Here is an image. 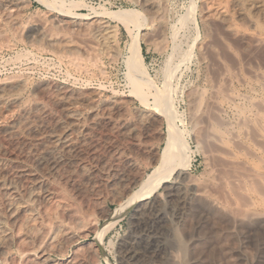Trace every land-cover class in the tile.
<instances>
[{"label":"bare ground","instance_id":"1","mask_svg":"<svg viewBox=\"0 0 264 264\" xmlns=\"http://www.w3.org/2000/svg\"><path fill=\"white\" fill-rule=\"evenodd\" d=\"M27 1L28 0H0V13L1 16L2 15L4 16L2 18L3 19L5 18L4 20H6L9 24L17 25L19 18V11L27 3ZM135 1L140 5L142 10L144 11L146 18L138 11L127 10V9L126 10L121 9L118 11L116 10V12L104 11V10L103 11L101 10L102 12H99V10L96 11L94 9H91V7L90 8L88 7L91 10L90 12H92L91 14H87V15L74 14L72 9L75 8V6L76 7L79 6L80 4L78 5V3H80L81 1L77 3L68 0H40V2L49 11H53L55 13L53 14L54 15L53 20H55V24H57V26H59L60 29L66 28V30L68 29L71 30V28L73 29L74 27H81V26L83 27L85 25L84 21L85 22L90 21L91 23H87V24H90L89 27L91 26L90 28L92 30L91 31L88 30L85 32H90V35L92 34V35L100 36L101 39L103 37V34L105 35L104 30L106 24H104L101 21V19H98L97 16L99 15L106 17L110 21H117L123 26V28L127 31L129 36V41L126 43L124 47L125 54L123 55L124 57L122 60L124 65L123 78L125 85L127 87L126 89H128L127 90L129 94L128 96L122 98H112V99L104 100L102 99L99 93L94 91H81L77 89H68L67 87H63L52 82H44L34 87L32 98L24 99L22 94L25 92L27 88V84L25 82L26 79L7 80L6 82L3 81V83L1 82L2 84H0V139L5 143L6 142H10V144L11 142L13 143L15 142L17 144L23 143L25 146H27V149H29V151L27 150V153L30 152L31 155L33 153L34 158L32 159H34L33 163L36 168V171L33 170V172L29 174H27L29 171L26 170L27 172L26 171L25 172L27 175L25 173H23L24 175L22 174L20 175L18 173L17 175L20 176H16V177L14 176L15 177L14 179L11 178L12 176L10 175V179L12 181L8 180V182L9 181L10 182L8 183V185L6 184V186L8 188L9 184L12 182L11 187L8 188L6 193L4 191L5 193L4 197L3 196L1 197L2 192L0 191L1 192L0 199H2L4 210L6 211V213L8 212L9 215L8 218H10L11 224L12 225L14 224L18 228L17 230H15V232L17 233L18 231L19 232L18 235H21V237L23 238L22 241L24 242L23 243L24 248L22 251L20 250V256H21L20 258H22L24 264H115L110 259V254L116 252L114 239H113L114 237H110L106 239L108 234L115 229L118 222L127 212H131V216L133 218L148 216L149 212L157 206V203L160 202L159 200L162 198L163 193L167 196V194L170 193L171 189L175 187L177 180L180 179L181 182L183 181L189 182L188 181V178L190 177L189 172L192 167L194 158L197 157L198 155H202V154L204 155L205 154L204 151L206 150L205 148L208 145L207 137H209L210 135H208L207 137L202 136L203 138L198 135L200 139L197 136V132H199L200 130L197 129V124L194 122V120L196 119L193 116V114L196 112V110L193 111L192 114H187L188 116L186 115V113H188L187 111L186 113L184 111L181 112L177 111L176 108L177 103H179L182 99L180 98L181 95L179 94V90L177 86L172 84L174 70L177 68L176 67L177 65L175 67L174 65H171L172 58L174 56L177 57L176 59H178V62L181 63L186 58L189 57L192 49L195 47L197 49L198 56L200 57L199 59H204L205 46H203L202 43L197 44V40L201 33V27L203 28V26L207 24L209 25L211 22H216L220 26L223 32L231 36L234 37L245 36L248 34L251 36L250 38L253 37L257 42L264 41V0H199V7L196 18L194 16L196 8L193 4V1L191 0L190 3L188 2L189 6L186 8L184 15L182 16L178 15L179 17H177L176 22L174 21V23L176 24H173L172 26L171 24L167 23L164 16V12H166L165 11L166 0H135ZM234 18L235 19L237 18L238 22L242 21L243 23L241 24L240 23L238 24V22L236 23L237 20L234 21ZM82 22L84 23V25H82ZM87 24H86V28H88ZM242 24L245 25L246 27L244 26L245 28H243ZM151 27H154L155 35L154 34L153 35L156 37L158 44H161V46L166 45L165 41H167L166 39H168L169 37L168 34L169 31L173 43L171 49L172 53L170 54L171 56L169 55L170 59L166 63L165 67H163V69L159 71L160 72L159 75L158 73L156 74V77L158 76L160 78L159 84L158 83L156 84L157 81H155V77L149 74L141 53V42L143 41L144 43V40L149 35L148 28ZM108 30H109V26H108ZM155 37H153V39ZM64 38L61 40L58 39L59 41L64 40L66 44L65 45L62 43L64 45L63 47L64 51L63 50L61 51L68 54L74 53L75 48H73L71 45H68L70 44V42L66 43V40L68 39H64ZM95 38L97 37L95 36L93 39ZM104 38H102V40ZM151 39L152 38H150V40ZM30 41L33 45L41 43L47 46H52L57 41V38H51V36L47 35L44 31L43 26L33 25L31 29ZM183 44L186 45L185 50L182 49ZM223 70L225 71V69ZM230 81L231 79L229 80V84ZM262 87H263L262 88L263 93L261 95L263 96L264 85ZM188 93L186 91L185 95H187ZM262 96H260V98ZM192 97L193 99L195 98L194 96ZM214 99L216 100V102ZM133 100L139 103L140 108L136 110L133 109V111L134 110L135 111L132 112L133 114L131 115H133L134 117H131L128 106L130 103L133 102ZM224 100L226 101V106L229 107L228 110L231 109L234 115L240 113L237 112L238 108H236L235 106V97H233L232 94L227 95L226 98H224ZM259 101L262 104H264V100L260 99ZM192 102L195 103L194 101ZM212 102H214L217 105L218 104L221 105V101H219L218 97L213 98ZM260 102L259 104H261ZM190 104L192 103L189 102V106ZM259 104L258 102L257 104L256 103L250 104L253 105L251 109L254 108L252 109L251 112H249L251 113L250 115L252 116L254 122H256L255 119L257 118V122L258 121L262 122V124H260L261 127L256 124L260 128L258 130L255 127L254 129H251V127L253 126H250L251 131L252 130H257V131H254L255 135L251 133L249 136V139L253 137V140H251V142L253 141L252 144L255 142L253 145V147L254 146L255 147L253 148L252 152L249 151V153L251 154V156L250 154L249 156L250 158H256L258 162L264 164V159H263L264 114H262V111L264 113V106L262 105L263 110L260 111L261 109L260 110L258 109L260 107ZM190 108H193V106H191ZM193 109H191V111ZM209 109L211 108L209 107ZM221 109L222 107L220 108V110ZM187 110L189 111V109ZM83 116L89 119V120L87 119V122L88 121L89 122L88 123L86 122V124H88V127H86L85 125V128L82 126L83 122H81L80 120V118ZM236 117L240 118V116H236ZM246 118L247 117H244V119ZM217 120L218 119H216V121ZM241 120L237 118L236 119V121H238L237 124L239 122L241 124L243 122L244 124V121L247 124L248 122L251 123V121H249L250 119L244 120L242 122ZM201 121L202 120L200 121L198 120L197 122L200 123ZM79 123L82 124L80 125ZM202 123L203 122H201L200 124ZM240 123L239 125L241 126ZM160 125H163L164 127L162 135H160V141L162 143V146L159 151H156L152 146L145 145L144 139L150 138L149 135L151 131L153 129L155 130V127L157 126L160 127ZM101 127H105V129H108L113 134H116L115 136L118 137L119 141L121 140L122 142L120 144L118 143L116 144L115 142L117 141L115 142L113 141L115 145L108 146V150H107L108 152L106 154L100 153L103 142L102 143L100 142V139L97 137V134L95 132L96 129ZM74 128L75 131L78 128L77 133L79 132V129L82 130L81 133L77 134L78 137L75 136V138L74 137L72 138L71 134L74 131L73 130ZM220 131L221 130H219V132ZM219 132L217 131V133ZM220 133L223 134L222 132ZM231 133L232 131L229 134ZM234 135L236 136V134ZM234 135L232 137L230 135V137L234 138L235 137ZM213 136L216 137L214 138ZM213 136H212L214 138L213 140L217 139V135L214 134ZM218 138L219 139L217 141L218 143L219 142L221 143V146L220 147L216 146V148L218 147V149H222V150L224 148V150L226 151L225 157L227 156V153L230 155V157L231 156L235 157V153L233 152L232 149L230 148L225 149V147H222V145L224 146L226 144L222 140L223 138L220 139L221 137L219 136ZM227 138L229 139V137ZM237 138L238 137H235L236 141ZM232 140L235 141L234 139ZM3 144L4 143L0 144V153L2 152L5 153L4 152L5 149L3 150V148L6 147V144L8 143H6L5 145ZM216 145L218 144L216 143ZM15 146L19 148V146L17 145ZM232 146L234 148L236 147L234 145ZM131 148H136L140 150V152L142 151L144 156H146V159L151 164V169L148 173L144 175H139L140 173L137 174L136 171L138 170L137 169L138 166L136 164L137 159L135 160V157L128 152V150ZM237 149L236 151H239ZM85 153L87 154L89 153V155L97 159V163H96L97 167L87 168V166H85L86 164L84 163ZM219 153L221 154L222 152L219 151ZM30 154L28 153V155ZM232 160L235 161V159L233 158ZM260 167H258V165L256 164H253V168L251 169V167H249L250 169H248L249 170L248 172H250L251 174L249 175L246 174L247 177L245 176L243 180L242 178L240 179L242 180L243 182L242 184L244 187V189L242 188V190L245 191L246 193L245 194L241 192V194L243 193L245 196H249V198L251 199L250 205H253V207L256 206L264 207V196H262L264 194L261 193L262 189L259 188L260 190H258L256 188L257 185L255 186L256 180L260 183V185L258 184V187L264 186L263 185L264 180L263 183H261L262 180L259 179L261 177H258L259 174L262 173L259 171ZM262 167L264 168V166ZM20 170L23 171L22 169ZM134 171L136 174L133 173ZM260 176H262V174ZM85 182L91 184L90 185L92 186L91 189H93V192L95 190L96 192L94 193H97V195L98 192H100L99 189H101V187L102 188L107 187L109 189L108 191L110 192V194H113L114 200L116 201V206L112 209H107L103 206L102 207L99 206V208L97 207L98 210L96 211L99 212L98 218H96L97 216L95 217L94 214L83 215L78 210L73 211L69 207L67 208H69L70 210L63 207L61 208L63 209L62 215L64 219L66 218V221L63 220V222H61L63 224H60L59 226L56 225V227L53 228L51 235L49 234V230L46 236L40 235L41 233L39 228L43 226L42 225L43 221H45L43 220V218H46L48 222H52L53 220L56 219V217L53 214H48V213H47L48 216H44L45 214L44 215L39 214V212L33 209H29V207H31V205H33L36 202L48 201L55 192L63 193L64 191L60 189L61 184L71 185L72 187H74L76 190L79 191V189L81 190V186ZM17 183L18 184L21 183L22 186H24L22 191H20V189L18 190V188L16 187ZM51 183H53L55 189H47L48 185H50ZM37 185H41V186L44 185L43 186L44 190H42L41 192H37L35 190L36 188L35 186ZM206 191L207 190L205 189H200L195 195L198 196V198L204 197L208 201H212V203L215 204L216 202L213 200V197L209 195V193H207ZM57 193H55L54 195H56ZM66 206L67 205H65V207ZM0 210L3 211V209ZM2 211L0 213V255L2 256V259L4 261L6 262L8 261V264H13V260L15 259H13L12 257L13 253L11 252V249H9V245H12L11 242L12 239L14 238L11 235V233L13 232L11 233L8 232L9 229L5 227L8 224L4 226L5 221L3 219L4 216L7 214L6 213L2 214ZM183 211L184 210H182V212ZM190 214L191 211L189 215ZM251 214L250 216H248L249 217L247 220L248 223L252 222V220L256 221L255 223L258 222L260 223L258 225H261V227L259 228L264 229V213L262 215L257 214V216L255 215L251 216ZM185 218H184L185 221L183 222L185 226H182L185 227V229L184 228L182 229H184V231L185 230L188 231L189 220L187 218H189V216H185ZM44 223H46V221ZM242 223L243 222L241 220L240 221L237 220L236 223L234 222L233 225H230L229 227L226 228V234L239 238L240 242L247 245L249 244L248 236H246L247 234H244L245 232L244 233L241 232L242 229L240 230V228H242L240 227ZM248 223H246L247 225L245 224L247 227H249ZM11 224L9 226H12ZM252 224H253L252 226H254V222H252ZM252 226H250L249 228H251ZM12 227H10V229ZM199 227L201 229V226ZM206 227L204 226L202 228H206ZM43 228H45V226ZM253 228H255V226ZM218 231L219 230H214V231L210 230L211 237H209L206 236L205 233L203 235V233H201L202 231L200 232L199 229L198 230L196 229V235L191 236L190 239L188 240L190 241L189 244L191 245L190 248L191 258L189 259V262H187V264L207 263L206 258L208 257H205L206 256L205 251L210 250L207 249V247L209 246L212 247L213 244L217 245L222 240V238L220 239L219 237L220 242L218 241L219 240L217 237ZM223 232H225V229L223 230ZM262 233L264 234V232ZM91 234H92L91 241L88 242L86 246L79 247L78 241L82 238L89 237ZM220 234H222V232H220ZM48 235L50 236L47 238ZM212 235H213V241L211 240ZM209 242L211 243L209 244ZM220 244L222 246V243ZM71 246H74V250L70 256L69 255L66 256L67 251L69 248H71ZM242 247L243 246H238V248L236 249L235 253L237 254L236 255L237 262L243 264H260L261 256H257L254 259L248 261L246 254L243 253L242 251L243 250ZM244 249L246 250V248ZM234 251L232 252L234 253ZM261 252L262 251L258 253ZM223 253L222 255H224ZM53 257H57V258L54 259ZM224 260L222 259L221 261L220 259V260H216L215 262L212 260L213 261L212 263L225 264ZM227 260H226V264L227 263L230 264Z\"/></svg>","mask_w":264,"mask_h":264},{"label":"rangeland","instance_id":"2","mask_svg":"<svg viewBox=\"0 0 264 264\" xmlns=\"http://www.w3.org/2000/svg\"><path fill=\"white\" fill-rule=\"evenodd\" d=\"M68 1H74L77 3L81 1L80 3H78V5L79 4L83 5V6L79 5L77 7L75 6V8L72 9L74 14H85V15L91 14L92 12H90L91 10L89 9L91 7V9H94L96 11L99 10V12H102L103 10L114 11V12H116V10L118 11L121 9L135 10L140 12L145 17L144 11L135 0H68ZM190 1L191 0H166L165 3L166 12H164V16L167 23L171 24V26L173 24H176L174 23V21L176 22L177 17L184 15V12L186 8L189 6ZM192 1L196 8L194 14L196 18L199 7V0H192ZM53 14L55 13L53 11H49L40 2V0L27 1V3L19 11V18L17 25L9 24L6 20H4L5 18L4 19L2 18L4 16L3 15L1 16L0 13V84H2L3 81L6 82L7 80L26 79L25 82L27 84V88L25 92L22 94L24 99L32 98L34 87L44 82H52L57 85L67 87L68 89H77L81 91H94L99 93L102 99L104 100L112 99V98H122L128 96L129 95L127 91L128 89H126L127 87L125 85L123 78L124 65L122 60L124 57L123 55L125 54L124 47L126 43L129 41V36L127 31L123 28V26L117 21H110L109 19L101 15L97 16L98 19H101V21L104 24H106L104 30L105 35L103 34V37L101 35L102 38L104 37L105 38L102 40V38L100 39V36L92 35V34L90 35V32H85L88 30L89 31L92 30L90 28L91 26L89 27L90 24H87V23H91L90 21H86V22L84 21L85 25L82 22L84 28L82 26L74 27L73 28L74 30L71 28V30L68 29L69 30L68 31L66 30V28L60 29V27L57 26V24H55V20H53L54 19ZM235 20H237V18L236 19L234 18V21ZM237 22L238 20L236 21V23ZM239 23L241 24L243 22L239 21L238 24ZM86 24L88 28H86ZM33 25L43 26L44 31L47 35L51 36V38H57V41L55 42L56 44L54 43L52 46H47L41 43L33 45L30 41L31 29ZM108 26L110 31L108 30ZM244 26L245 25L242 24L243 28L246 27ZM75 28L78 30H76ZM154 31H155L154 27L148 28L149 35L144 40V43L143 41L141 42V53L149 74H151V76H154L155 81H157L156 84L157 83L159 84L160 78L158 76L156 77V74L158 73L159 75L160 73L159 71H161L163 67H165L166 63L170 59L173 43L169 31L168 33L169 37L168 39H166L167 41H165L166 45L161 46V44H158V41L154 36L155 35ZM247 35H245L246 37L231 36L223 32L220 26L216 22H211L209 25L207 24L203 26V28L201 27V33L197 40V44L202 43L203 46H205L204 59H199L200 57L198 56V52L195 47L192 49L189 57L187 56L188 58H186L181 63L178 62V59H176L177 57L174 56L172 58L171 65H174V67L177 65L176 66L177 68L174 70L172 84L177 86L179 90V94L181 95L180 98L182 99L179 103H177V107H176L177 111L178 112L184 111L185 113L187 111L188 112L186 113L187 115V114H192L193 111L196 110L193 116L196 119L194 120V122L197 124V129L200 130L199 131L200 133L197 132V136L199 135L201 137L202 136L207 137L208 135H210L209 137H207L208 145L205 148L206 150L204 151L205 153L204 155L203 154L198 155L197 157L194 158L192 167L189 172L190 174L189 175L190 177L188 178L189 182L186 181L187 182L186 183L184 181L181 182L180 179L177 180L178 184L176 183L175 185L176 188L175 187L172 188L170 193L167 194V196L163 193L162 198L159 200L160 202L157 203V206L149 212L148 216L133 218L131 216V212H127L118 222L115 229L108 234L106 239L110 237H114L113 239H114L116 252L110 254V259L115 264H187V262H189V259L191 258V249H190L191 245L189 244L190 241L188 240L190 239L191 236L196 235V229L197 230L199 229L200 232L202 231L201 233H203V235L205 233V235L209 237H211L210 230L213 231L219 230L217 237L218 239L219 237L220 239L222 238L221 242L220 239L219 240L216 239L220 243H222V246L219 243L217 245L213 244L212 247L210 246L207 247V249L210 250L205 251V255H206L205 257H208L206 258L207 263L205 264H209V263L213 264L212 263L213 261L215 262L216 260H220V259L221 261L222 259L223 260L228 259L227 261L230 264H232L234 261L237 262L236 259L237 254L235 252L238 246H243L242 251L243 253L246 254L248 261L254 259L257 256H261L260 264H264V234L262 233L264 232L263 231L264 229L263 228L260 229L259 227H261V225H258L260 224L258 222L255 223L256 221L252 220V222H254L255 228H253L254 226H252L253 225L252 222L248 223L247 221L249 218L248 216H250L251 213H252L251 216L252 215L257 216V214L262 215L264 213V209H263L264 207H259V206L253 207V205H250L251 199L249 198V196H245L243 194L245 193V191L242 190V188L244 189L242 180L245 176L247 177L246 174L248 175L251 174L250 172H248L249 171L248 169H250L249 167H251L252 169L253 164L258 165V167L261 166L259 171L262 173H260L258 177H261L259 178L262 180L261 183H263L264 180V176H263L264 168L262 167L264 166V164L258 162L256 158H250L251 154L249 153V151L252 152L253 148L255 147V146L253 147L255 142L253 144H252L253 141L251 142V140H253L252 135H251L252 138L250 139L249 136L251 133L255 135L254 131L260 129L258 126L261 127L260 124H262V122L259 121L257 122V118L255 119L257 123L254 122L252 116L250 115L251 113L249 112H251L252 109H254V108L251 109L253 105L250 104L253 103L257 104V102L259 104L260 99L264 100V95L263 96L261 95L263 93L262 86L264 85L262 84L264 83V41L257 42L253 37L250 38L251 36L248 35L247 37ZM95 36L97 38L93 39ZM61 37L63 38L65 37L64 39H68L66 40V43L70 42V44L68 45H71L73 48H75L74 53L68 54L63 52L64 51L63 44H65V41L64 40L59 41L63 39ZM153 37L155 38L153 39ZM150 38L152 39L150 40ZM254 41L257 43H255ZM182 49L183 50L186 49L185 44L182 45ZM59 50L60 51L63 50V51L60 52ZM167 55L169 58L167 57ZM223 69H225V71ZM230 79L231 81L229 84ZM186 91L187 93L189 92L188 93L189 95L187 94L188 96L185 95ZM191 94L192 96L195 97L194 99L196 101L193 99ZM230 94H232V96L235 97V106L236 108H238L237 112L238 113L240 112L239 114L234 115L231 109L228 110L229 107L226 106V101L224 100V98H226V96ZM215 95L216 97H218L219 101H221V105L219 104L217 105L214 102H212L213 98H216ZM260 96L262 97L260 98ZM190 100L194 101L195 103H193ZM189 102L192 103L190 104V106H189ZM262 105L264 106V104L262 103L259 104L261 108L259 107L258 109L259 110L261 109L260 111L263 110ZM191 106H193L194 109L190 108ZM209 107L211 109H209ZM221 107L223 113L220 110ZM128 108H129L130 116L134 117L133 115H131L133 114L132 112H134L136 109H139L140 106L137 101L133 100V102L129 104ZM133 109L135 110L133 111ZM187 109H189L190 112ZM191 109L193 110L191 111ZM262 114H264L263 111ZM201 115H203L204 117ZM236 116H240V118ZM244 117L247 118L244 119ZM237 118L240 120L243 118L241 122L250 119L249 121H251V123L247 121L248 122L247 124L244 121V124L243 122L241 124L239 122L241 124L240 126L239 123L237 124V122L239 121V120L236 121ZM87 119L88 118L84 116L80 118L81 122H83L82 126L84 128L85 125L86 127H88V124H86ZM197 119L199 121L202 120L201 122L203 123L202 124H200L201 122L198 123ZM216 119L218 120L216 121ZM79 124L81 125L82 123ZM250 126H253L251 127V129H254L255 127L257 130L251 131ZM77 129L76 131L75 128L73 129L74 131L71 134L72 138L73 137L75 138V136L78 137L77 134L81 133L82 129L81 130L79 129L78 133H77L78 131ZM163 129H164L163 125H160V127L158 126L155 127V130L153 129L149 135L150 138H146L147 140L144 139V144L147 146H152L156 151H159L162 146V143L160 141V135H162ZM213 129H215L216 131ZM96 130L95 132L97 134V137L100 139L101 143L103 142L100 153L106 154L108 152L107 151L108 146L115 145V143L116 144L122 143L121 140L119 141L118 137L115 136L116 134H113L108 129H105V127H101ZM219 130H221L220 132H222L225 135L221 134ZM217 131L219 133H217ZM229 131L230 132L232 131V133L229 134L230 133ZM233 132L234 134H236V136L233 134ZM214 134L217 135V139L215 140H213L216 137L213 136ZM230 135L231 137L233 135L235 137H238L237 141L235 137L231 138ZM199 136L198 138L200 139ZM218 136L221 137L220 139L223 138L222 140L224 141V143H226L224 146L222 145V147H225V149L230 148L233 150L236 158L232 156L231 157L235 159L236 162L232 160V158L228 153L227 156L225 157L226 151L224 150V148L223 150L218 149V147L221 146V143L220 142L218 143L217 141L219 139ZM226 136L229 137V139L230 138L231 139L229 140ZM232 139H234L235 141H233ZM113 141L114 142L117 141V142L114 143ZM226 141L228 142V144ZM2 143H4L3 145L8 143L6 144V147L3 148V150L5 149L4 151L5 153L3 152L0 153V191L2 192V193L0 192L2 194L0 195L1 197L2 196L4 197L8 188L11 187L12 182L9 184L8 188L6 186V184L8 185V183L12 181L10 179V175L12 176L11 178L14 179L16 176H20L21 174L24 175L23 173L26 174L27 172L26 170L29 171L27 174L33 172V170L36 171V168L33 163L34 159H32L34 158L33 153L31 155L30 152H28L30 154L28 155L27 150L29 151V149H27V146H25L23 143H22L23 145L17 144L15 142L14 143L11 142L10 144V142L5 143L0 139V144ZM216 143L218 145H216ZM14 144L19 146V148H17ZM231 144L239 148L237 149L235 147L239 151H236V149ZM216 146L218 147L216 148ZM129 150L128 152L135 157V160L137 159L136 160L137 161L136 164L138 166L137 167L138 170H136L137 174L140 173L139 175H144L148 173L151 169V164L146 159V156H144L142 151L140 152V150L136 148H131ZM219 151L222 153L220 154ZM84 157H85L84 163H86L85 166H87V168L97 167L96 164L97 159H95V157H92L91 155H89V153L88 154L85 153ZM20 169H22L23 171H21ZM18 173L20 175H17ZM133 173L136 174L135 171ZM261 174L263 176V179L262 176H260ZM241 178L242 180H240ZM8 180L10 181L8 182ZM19 184L17 183L16 187L18 188V190L20 189V191H22L24 186H22L21 183ZM258 184L260 185V183L256 180L255 181V186L257 185L256 188L258 190L262 189V192L261 191L260 192L264 194V186L258 187ZM90 185H91L90 183L85 182L81 186V190L79 189L78 191L71 185L61 184L60 189L64 191L63 193L60 192L61 191L60 190L58 192H60L61 194L55 192L57 194L54 195L55 194L54 193L53 196L48 201L36 202L33 205H31L29 209L36 210L37 212H39V214H43V215L45 214L44 216H48V214H53L56 217V219L53 220L52 222H48L46 218H43V220H45L46 223H44L45 221H43L42 224L43 226L39 228L41 233L40 235L46 236L48 234V230H49V234L51 235V232L53 231V228L56 227V225L59 226L60 224H63L61 223L63 222V220L66 221V218L64 219L62 215L63 209L61 208L63 207L64 208L69 207L73 211L78 210L83 215L94 214V216L95 217L97 216L96 218H98L99 212L96 210H98L99 206L101 207L103 206L107 209H112L116 206V201L114 200L113 194H110V192L108 191L109 189L107 187H104L105 189L101 187L102 190L99 189L100 192H98L97 195V193H94L96 192L95 190L93 192V189H91L92 186ZM39 186L41 185L35 186L36 187L35 190L37 192H41L42 190H44L43 187L44 185H42L41 187ZM47 189H55V186L53 185V183H51L50 185H48ZM200 189L207 190L206 192L213 197V200L216 203L214 204L212 203V201H208L204 197L198 198V196H196L195 194ZM241 192L243 193L241 194ZM99 194L102 195L100 196ZM2 203H3L2 199H0V205H1L0 209H3L4 211L3 212L2 210H0V213L2 211L3 214L6 213V211L4 210V206ZM64 204L67 206L65 207ZM182 210H184L185 212L183 211L184 212L183 213ZM187 211L189 213L191 211V214L189 215ZM6 214L7 215L4 214L5 216L3 215L4 216L3 220L5 221V223L3 221L4 226L8 224L7 226H5L7 229H9L8 232L14 233V234L11 233V235L14 238L12 239L11 242L12 245H9V249H11V252L13 253L12 257L13 259H15L13 260V264H24L22 258H20L21 257L20 250L22 251L24 248L23 246L24 242L22 241L23 238L21 237V235H18L19 234L18 231L17 233L15 232V230H17L18 228L14 224H13L14 226L11 224L10 218H8L9 216L8 212ZM185 216H189V218H187L189 220L188 231L186 230L184 231L185 227H182L185 226V224H183V222L185 221L184 220ZM6 217L8 218L9 221L7 220ZM237 217L243 222L240 225V227H242L240 228V230L242 229L241 232L242 233L245 232L244 234H247L246 236H248L249 244L247 245L240 242L239 238L226 234L227 227L233 225L234 222L236 223L237 220L240 221ZM246 223L249 224L248 225L249 227L250 226L252 227L251 228L247 227ZM10 224L15 228L9 226ZM243 224L246 225L244 226ZM203 225L205 227L206 226L208 227L210 226V227L202 228L204 227ZM44 226L45 228H43ZM199 226H201V229ZM10 227L12 228L10 229ZM224 229L225 232H223ZM220 232H222V234L224 233L225 234L222 235L220 234ZM50 235H48L47 238ZM213 235L211 238L212 241H213ZM219 235H221L222 237ZM91 238H92V234L87 238L80 239L78 241L79 243L78 246L79 247L86 246V244L91 241ZM211 242H209V244ZM244 248H246V250ZM73 250H74V246H71V248L68 249L66 256L68 255L70 256ZM259 250L262 252L258 253L260 252ZM232 251H234L235 254ZM222 253L224 255L225 254L227 255L224 256L222 255ZM53 258L56 259L57 257H53ZM226 260H224L225 264H226ZM235 262L233 264L240 263V262L237 263ZM6 263L8 264V261L7 262L4 261L2 259V256L0 255V264H6Z\"/></svg>","mask_w":264,"mask_h":264}]
</instances>
